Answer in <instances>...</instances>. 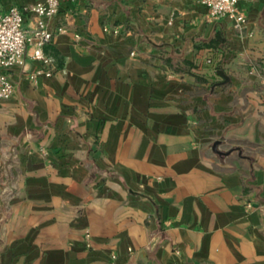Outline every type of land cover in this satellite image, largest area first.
<instances>
[{
    "label": "crops",
    "instance_id": "obj_1",
    "mask_svg": "<svg viewBox=\"0 0 264 264\" xmlns=\"http://www.w3.org/2000/svg\"><path fill=\"white\" fill-rule=\"evenodd\" d=\"M238 8L61 0L0 100V264H264V0Z\"/></svg>",
    "mask_w": 264,
    "mask_h": 264
},
{
    "label": "built area",
    "instance_id": "obj_2",
    "mask_svg": "<svg viewBox=\"0 0 264 264\" xmlns=\"http://www.w3.org/2000/svg\"><path fill=\"white\" fill-rule=\"evenodd\" d=\"M208 8L207 18L218 21L224 18L234 20L235 27L241 29L247 22L246 14L238 8L239 0H198ZM61 10V0H37L34 4L19 8L12 6L2 11L0 6V100H8L14 94V84L8 70L21 65L29 47L32 48V58L44 64H50V59L44 52V47L51 42L53 32L49 29V21ZM31 14L35 19V27H25V15ZM208 63H212L208 59ZM41 74L50 76L52 71L40 69L30 75L35 81ZM90 245V233H86Z\"/></svg>",
    "mask_w": 264,
    "mask_h": 264
},
{
    "label": "water",
    "instance_id": "obj_3",
    "mask_svg": "<svg viewBox=\"0 0 264 264\" xmlns=\"http://www.w3.org/2000/svg\"><path fill=\"white\" fill-rule=\"evenodd\" d=\"M218 73H219V75L222 76V78L224 79V81L221 83V85H224V84L230 82V77H228V75H226V73H225L224 71H219ZM218 145H219L218 142H216V143L214 144V150H215V152H216L217 154H219V155H224V153L218 151Z\"/></svg>",
    "mask_w": 264,
    "mask_h": 264
},
{
    "label": "trees",
    "instance_id": "obj_4",
    "mask_svg": "<svg viewBox=\"0 0 264 264\" xmlns=\"http://www.w3.org/2000/svg\"><path fill=\"white\" fill-rule=\"evenodd\" d=\"M218 40H219L220 42H223V39H222L220 36H218Z\"/></svg>",
    "mask_w": 264,
    "mask_h": 264
}]
</instances>
